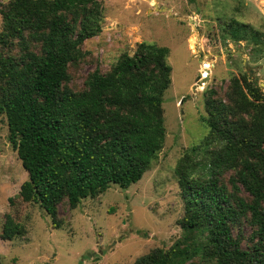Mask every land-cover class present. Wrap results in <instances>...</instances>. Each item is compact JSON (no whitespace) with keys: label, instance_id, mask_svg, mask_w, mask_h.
<instances>
[{"label":"trees","instance_id":"obj_1","mask_svg":"<svg viewBox=\"0 0 264 264\" xmlns=\"http://www.w3.org/2000/svg\"><path fill=\"white\" fill-rule=\"evenodd\" d=\"M0 16V115L28 175L18 195L39 203L58 227L59 204L73 209L110 183L127 188L156 160L170 50L139 42L75 90L70 70L84 60L85 40L102 30V0H7ZM226 30L233 40L264 44V31L249 23L231 18ZM205 108L206 134L174 168L180 234L131 264H264V90L245 74L233 76L224 98L208 92ZM229 170L230 186L222 180ZM243 222L251 229L247 246L234 234ZM24 232L5 215L2 239Z\"/></svg>","mask_w":264,"mask_h":264},{"label":"rangeland","instance_id":"obj_2","mask_svg":"<svg viewBox=\"0 0 264 264\" xmlns=\"http://www.w3.org/2000/svg\"><path fill=\"white\" fill-rule=\"evenodd\" d=\"M7 0H0V3ZM101 32L85 40L84 60L71 68L69 85L79 90L89 72L106 71L139 42L167 46L171 83L163 95L165 141L142 178L127 188L115 183L75 208L58 205V227L37 202L19 197L27 180L0 115V234L5 215L24 226L23 235L0 237V264H131L157 247L168 248L180 234L183 201L174 173L177 160L207 132L205 99L224 90L233 76L245 74L264 90V44L233 40L231 18L264 31V0H102ZM1 25V16H0ZM208 79L198 85L203 76ZM229 170L222 180L229 185ZM239 195L248 193L239 187ZM250 244V227L234 229Z\"/></svg>","mask_w":264,"mask_h":264},{"label":"water","instance_id":"obj_3","mask_svg":"<svg viewBox=\"0 0 264 264\" xmlns=\"http://www.w3.org/2000/svg\"><path fill=\"white\" fill-rule=\"evenodd\" d=\"M208 79V75L203 76L198 85H202ZM260 85L264 86V83H260Z\"/></svg>","mask_w":264,"mask_h":264}]
</instances>
